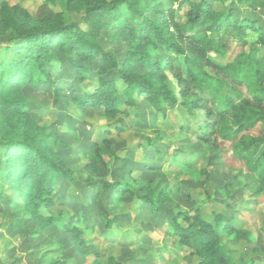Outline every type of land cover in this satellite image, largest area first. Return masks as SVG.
I'll list each match as a JSON object with an SVG mask.
<instances>
[{
    "label": "trees",
    "instance_id": "16d2710c",
    "mask_svg": "<svg viewBox=\"0 0 264 264\" xmlns=\"http://www.w3.org/2000/svg\"><path fill=\"white\" fill-rule=\"evenodd\" d=\"M81 1L84 15L80 22L71 23L58 13L29 25L20 20L18 7L5 3L1 7V28L12 35L0 42V147L7 149L6 165L0 171V200L5 198L10 205L20 202L34 215L38 206L45 205L50 215L45 223L41 221L43 227L61 223L82 254L94 252L84 238L82 220L76 219L70 227L72 218L67 212H52L58 180L72 177L73 172L51 146V139L58 136L30 118L22 93L24 86L52 84L60 96L62 89L53 78L56 66L72 67L80 81L86 75L97 77L89 90L72 87V100L82 110L92 107L115 117L123 113L124 106H136L143 97L160 112L179 104L184 109L180 112L184 127L203 109L205 117L196 138L210 152H231L245 166L246 188L264 196V23L250 17L234 18L237 4L264 12V0H221L224 9H217L210 0H175L181 11L167 7L163 0ZM108 30L112 33L106 35ZM102 38L122 40L128 47L125 58L119 60L114 50H106ZM233 41L245 49L222 63ZM170 74L178 93L168 83ZM153 147L158 150L148 144L149 149ZM92 149L102 161L97 140ZM195 164L194 160L177 161L173 171L177 175L188 171L201 178L205 170H197ZM134 181L137 178L130 173L124 181L106 178L104 187L118 199L130 194L158 212L171 191L158 192L148 181L139 190ZM169 225L181 247L200 264H263L254 259L236 260L222 239L236 233L237 226L219 214L203 218L200 206L194 214L177 213ZM93 264L103 263L97 257Z\"/></svg>",
    "mask_w": 264,
    "mask_h": 264
},
{
    "label": "rangeland",
    "instance_id": "374dc122",
    "mask_svg": "<svg viewBox=\"0 0 264 264\" xmlns=\"http://www.w3.org/2000/svg\"><path fill=\"white\" fill-rule=\"evenodd\" d=\"M81 0H0L2 5L19 8L20 20L27 24L43 17L64 15L67 23L80 22L84 15ZM167 7L181 9L180 2L163 0ZM217 9H224L221 0H210ZM181 11V10H180ZM250 17L264 23V12L251 5L237 4L234 18ZM1 23V22H0ZM85 26V25H83ZM110 30L106 35L111 34ZM12 33L0 25V42L5 43ZM106 50H114L119 60L125 58L127 45L122 40H100ZM222 63L232 60L245 48L233 41ZM78 73L68 66L55 67L53 78L62 89L60 96L52 84L24 86L22 93L28 100L27 113L36 123L47 127V133L56 134L51 146L59 154L72 177H60L55 187L52 212H67L84 230V238L94 251L82 254L73 236L61 223L46 222L50 212L45 205L34 215L17 202L10 205L0 200V264H93L99 257L103 264H200V260L184 247L172 232L169 223L179 212L195 213L201 207L205 219L219 214L234 223L238 231L224 235L222 244L233 252L236 260L259 257L264 264V196H257L246 188L244 164L231 152L226 155L210 152L199 141L195 132L205 117L204 110L192 124L180 123L179 106L163 112L139 97L136 106H124L123 113L115 117L104 115L92 107L82 110L73 100L72 87L89 90L97 77L86 75L80 81ZM170 87L179 92L177 82L170 74ZM121 84V83H120ZM245 91V88L243 89ZM180 113V114H179ZM97 140L103 160L96 159L92 145ZM152 143L158 150L148 148ZM225 147V146H224ZM226 148V147H225ZM6 148L0 147V171L4 169ZM194 160V168L205 170L201 178L188 171L177 175L175 162ZM140 171V173L138 172ZM132 173L141 190L148 181L160 192L170 190L166 203L158 212L136 197L126 194L118 199L107 191L104 180L124 181ZM110 220L112 226H107ZM180 222H184L180 219Z\"/></svg>",
    "mask_w": 264,
    "mask_h": 264
},
{
    "label": "water",
    "instance_id": "95a60500",
    "mask_svg": "<svg viewBox=\"0 0 264 264\" xmlns=\"http://www.w3.org/2000/svg\"><path fill=\"white\" fill-rule=\"evenodd\" d=\"M254 260L260 261L261 259L259 257L253 258Z\"/></svg>",
    "mask_w": 264,
    "mask_h": 264
}]
</instances>
